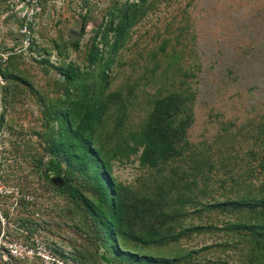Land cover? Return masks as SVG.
<instances>
[{
	"label": "rangeland",
	"instance_id": "obj_1",
	"mask_svg": "<svg viewBox=\"0 0 264 264\" xmlns=\"http://www.w3.org/2000/svg\"><path fill=\"white\" fill-rule=\"evenodd\" d=\"M43 1L34 36L39 48L48 52H27L20 51L24 4L0 0V45L9 55L15 51L10 69L26 80L4 78L0 85V119L4 116L0 121V181L12 191L0 201L5 218L4 223L0 220V232L5 231L3 240L16 243L19 251L30 241L37 250L40 243L42 255L23 252L25 258L16 259L15 264H52L47 256L60 258L54 251L61 250L68 258L66 264H76L70 254L85 250L93 264H107L101 259L103 249L95 252L96 245L78 227L80 219L71 209V200L40 178L35 168L37 158L46 155L41 96L54 99L65 90L49 72L51 64L42 58L54 65L71 62L85 68L104 13L126 0ZM76 41L79 47L74 48L70 42ZM105 45L101 46L108 56L110 47ZM111 54L112 89L135 87L128 119L131 126L145 117L154 93L183 88L196 94L190 138L216 164L207 194H199L202 202L236 196L230 189L231 180L222 182L230 173L248 176L256 183L261 180L263 146L256 133L264 120V0H150L146 15L130 29L126 44ZM3 63L5 67L7 62ZM254 150L257 157L251 154ZM132 159L115 161L113 171L119 181L138 186L149 172ZM187 208L191 213L183 227L213 224L219 229L190 231L159 252L169 256L193 252L175 264H237L241 252L233 243L236 237L221 229L234 216L217 210L197 213L191 205ZM22 220L27 226L21 225ZM29 225L37 227L31 239L27 237ZM0 259V264L8 263Z\"/></svg>",
	"mask_w": 264,
	"mask_h": 264
},
{
	"label": "trees",
	"instance_id": "obj_2",
	"mask_svg": "<svg viewBox=\"0 0 264 264\" xmlns=\"http://www.w3.org/2000/svg\"><path fill=\"white\" fill-rule=\"evenodd\" d=\"M149 5L150 0H126L110 7L96 29L88 64L83 69L71 62L54 65L42 58L51 64L49 72L65 90L54 99L41 96L46 130L41 134L47 143L46 155L36 160V171L74 204L71 209L79 216L78 227L87 232L90 244L96 245L95 252L103 249L102 262L175 264L191 256L192 251L174 256L159 252L190 231L219 229L213 224L183 227L191 205L197 213L217 210L233 215L234 219L227 220L221 229L236 237L233 243L241 252L237 264H264V120L256 133L263 146L261 180L256 183L248 176L230 173L222 182L231 180L230 189L236 196L202 202L199 194H207L216 164L190 138L196 94L183 88L154 93L149 97L145 117L137 126H131L128 119L135 87H111V53L126 44L130 29L146 15ZM22 20L23 16L20 27ZM70 43L79 47L78 41ZM101 45L110 47L108 56ZM40 49L34 37L26 51L48 52L47 48ZM0 51L4 52L1 45ZM14 58V51L6 60L0 57V73L10 82L26 81L10 69ZM3 62H7L5 67ZM3 120L2 114L0 121ZM251 154L258 156L255 150ZM133 157L149 172L138 186L119 181L113 171L115 161H134ZM50 174L62 175L65 185L55 186L49 180ZM26 222L22 220L21 225L27 226ZM54 252L67 261L62 251ZM88 254L85 250L69 258L76 264H93Z\"/></svg>",
	"mask_w": 264,
	"mask_h": 264
},
{
	"label": "built area",
	"instance_id": "obj_3",
	"mask_svg": "<svg viewBox=\"0 0 264 264\" xmlns=\"http://www.w3.org/2000/svg\"><path fill=\"white\" fill-rule=\"evenodd\" d=\"M18 2L23 3L24 4L23 7L25 8L23 12L22 26L20 27V32L22 34V43H23V47L20 49L21 51V50H26L30 46L32 40L35 37L33 27L35 20L37 19L38 13L42 10V5L40 4L41 0H18ZM8 55H9L8 52L0 51V57L2 56L4 60L7 59ZM2 83H5V79L0 73V85ZM11 193L12 191L8 190L0 181V201L4 196H7ZM4 219L5 218L0 211V220L2 221V223H4ZM4 237H7L5 231L0 232V256H2L3 259L6 262H8V264H15L16 259H21V260L24 259L25 255L23 254V252H26L28 255L29 254L32 255V257L36 254L42 255L41 247H39L40 246L39 242L37 243V250L35 247L25 245L24 246L25 248L22 249L23 247L22 246L19 251L18 248L19 246L16 243L6 244V242L3 240ZM11 256H13L14 258H11ZM50 257L51 255L47 256L49 260H51ZM57 262L58 264H62L61 261H57Z\"/></svg>",
	"mask_w": 264,
	"mask_h": 264
},
{
	"label": "flooded vegetation",
	"instance_id": "obj_4",
	"mask_svg": "<svg viewBox=\"0 0 264 264\" xmlns=\"http://www.w3.org/2000/svg\"><path fill=\"white\" fill-rule=\"evenodd\" d=\"M52 174H50L49 176H51ZM49 180H50V178H49ZM51 181V180H50ZM52 182V181H51ZM53 183V182H52ZM55 185V184H54ZM56 186V185H55ZM30 227H34V226H31V225H29L27 228H30ZM35 228V230H30L29 229V231L27 232V237H30V239L32 238V234L33 233H35V231L37 230V227H34ZM30 244H28V245H31V247H34L35 246V244H34V242H32V241H30L29 242ZM62 251V250H61ZM63 252V251H62ZM60 257V256H59ZM51 258V263L52 264H56V262L57 261H61L62 262V264H66V262H65V260L63 259V257H60V258H56V257H53V256H51L50 257Z\"/></svg>",
	"mask_w": 264,
	"mask_h": 264
},
{
	"label": "water",
	"instance_id": "obj_5",
	"mask_svg": "<svg viewBox=\"0 0 264 264\" xmlns=\"http://www.w3.org/2000/svg\"><path fill=\"white\" fill-rule=\"evenodd\" d=\"M50 180L53 182V184L59 187H63L66 183L65 178L60 174H52L50 176Z\"/></svg>",
	"mask_w": 264,
	"mask_h": 264
},
{
	"label": "crops",
	"instance_id": "obj_6",
	"mask_svg": "<svg viewBox=\"0 0 264 264\" xmlns=\"http://www.w3.org/2000/svg\"><path fill=\"white\" fill-rule=\"evenodd\" d=\"M0 261H3L2 259H0ZM5 261V260H4ZM6 262V261H5ZM7 263V262H6ZM8 264V263H7Z\"/></svg>",
	"mask_w": 264,
	"mask_h": 264
}]
</instances>
